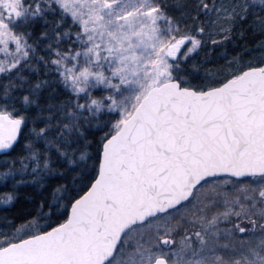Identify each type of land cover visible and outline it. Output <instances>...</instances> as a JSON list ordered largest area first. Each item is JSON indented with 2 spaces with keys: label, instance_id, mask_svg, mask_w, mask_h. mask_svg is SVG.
I'll return each instance as SVG.
<instances>
[{
  "label": "snow or ice",
  "instance_id": "obj_1",
  "mask_svg": "<svg viewBox=\"0 0 264 264\" xmlns=\"http://www.w3.org/2000/svg\"><path fill=\"white\" fill-rule=\"evenodd\" d=\"M0 264H264V0H0Z\"/></svg>",
  "mask_w": 264,
  "mask_h": 264
}]
</instances>
